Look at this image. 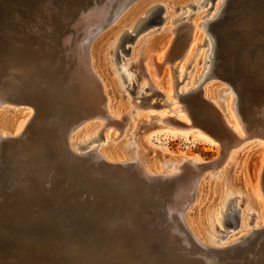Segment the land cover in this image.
Instances as JSON below:
<instances>
[{
  "label": "bare ground",
  "instance_id": "obj_1",
  "mask_svg": "<svg viewBox=\"0 0 264 264\" xmlns=\"http://www.w3.org/2000/svg\"><path fill=\"white\" fill-rule=\"evenodd\" d=\"M209 1L207 8L208 0H83L78 8L72 1L45 0L32 5L27 14L13 12L19 29H7L10 38L3 49L7 71L0 79V264H264V152L251 195L228 167L232 153L245 141L264 142V105L251 104L243 110L240 85L221 65L227 47L218 36L227 12L256 0ZM189 6L196 7L194 14L179 13ZM257 43L264 47L263 40L253 41ZM123 44L132 48L121 50L129 58V68L121 75L127 85L136 81V87L130 91L133 99L115 107L117 82L114 77L106 82L101 70L105 71L104 52L115 51V59H122L116 50ZM203 46L206 49L199 50ZM18 47H25L26 62L34 56L27 63L34 64V84L28 82L27 67L21 69L10 55ZM248 52L244 56L248 60L242 58L237 65L239 74L248 67L258 68L261 60L264 67V53L252 59ZM167 64L170 86L161 94L155 78ZM43 65L51 70L45 87L54 89L62 104L56 113L61 111L65 119L50 129L58 149L77 165H86V171L100 165L117 169L124 178L121 187L132 192L141 185L149 194L147 203L141 190V195L128 196V207L103 212L85 205L73 212L52 210L41 201L39 188L50 184L56 166L43 155L44 130L27 138L37 105L27 96L41 88L37 76L41 77ZM229 65L232 68L231 61ZM56 69L61 71L60 79ZM214 96L223 99V108ZM156 129L183 139L192 134L205 143L219 142L222 154L207 163L196 156L151 155L145 141ZM111 141L118 143L110 145ZM127 178L138 184L125 182ZM53 181L52 191L66 184ZM157 184L171 188L161 196L152 190ZM223 184L227 193L215 201L212 195ZM209 219L216 232L210 229L206 234ZM220 221L222 227L217 228ZM43 247L56 248L57 253L35 256Z\"/></svg>",
  "mask_w": 264,
  "mask_h": 264
},
{
  "label": "rangeland",
  "instance_id": "obj_2",
  "mask_svg": "<svg viewBox=\"0 0 264 264\" xmlns=\"http://www.w3.org/2000/svg\"><path fill=\"white\" fill-rule=\"evenodd\" d=\"M43 1H45V0H41V3ZM254 3L252 4L248 1H245L244 3L239 5V7H235L234 10L231 9L229 12H227L219 24L220 29H219V33H218L219 34L218 36L221 38V40L225 42V43L223 42V45L225 47H227L226 50H224L223 58L221 60V65L227 66V70L231 74V75L230 74L229 75L232 78H235L237 83L240 85L241 101H242L243 110H244V108H247L251 104L255 105L256 107L260 106L261 104L264 105V67L262 65H260L262 60L257 62V66L259 65V67H258L259 69L248 67V69L246 70V73L243 74L244 76L241 73L239 74V70L237 68V65H239L240 62L246 57L248 50L250 52L251 58L252 57L256 58L257 54H259V56H261V55L263 56L262 53H264V51H263L264 47L261 48L258 45V43L256 45L255 44L253 45L254 40H258V42H259V40H261V41L263 40V42H264V37L262 36V34L264 33V30H262V29H264V6H263L264 4H262L260 0H256V2H254ZM211 4H212V2H210L208 0V4L206 7L208 8V5L210 6ZM257 4H258V6H257ZM255 7L257 10L255 9ZM207 8H205V9H207ZM248 9H251V12L248 11ZM195 10H196V7L189 6V8L183 9L179 13L186 11L187 13H191V15H192L196 12ZM199 11H201V10H199ZM239 11H242L243 14L239 13ZM239 23H241V24L239 25ZM241 27H242V29H241ZM158 28H160V27H158ZM237 30H239V31H237ZM149 31L152 32L153 30H149ZM236 31H237V33H236ZM261 32H262V34H261ZM159 34H160V32L158 31L157 34L154 35V37H156V35H159ZM143 35H148V31L146 33H143ZM252 39H254V40H252ZM249 43H250V45H249ZM131 45L130 44H123L122 47H119L116 50L117 54L119 56H121V58L123 57L122 59H120V58L115 59V56H114L115 51L107 52V53L104 52V55H105V60H104L105 61V67H104L105 71L101 70V73L104 77L103 79L106 82H108V79L110 80L111 77H114L116 82H117L118 90L115 92L116 98L113 102L115 107H117L120 104V102H121V104H124L128 101V99L134 98L133 94L130 91L135 89L136 81H134L131 86L127 85V82L125 81L124 76L121 75L122 69L129 68V63H127V61H129V58H128V56H124L123 54H121V50L124 47L131 49L132 48ZM251 46L254 47V52L252 51ZM0 47L2 49H4L5 44L0 43ZM249 48H251V50ZM256 48H258V50H256ZM30 49L32 50V48H30ZM201 49L205 50L206 47L204 48V46H203L199 50H201ZM30 56L31 57L28 58L29 61H31L34 57L33 54ZM263 58H264V56H263ZM35 59H37V58L35 57ZM252 59H254V58H252ZM25 60H27V59L25 57H23V55H20L17 58L15 57L14 61L23 70L26 69V67H27V69L25 70V73L30 75V79L28 82L31 84H34L36 81V72H35L36 70L34 68H32V67H34V64L32 65V62H30L31 64H27V63H29V61L26 62ZM38 60H40V61H37L36 65L40 64L41 58ZM228 60H230L232 62V64H233L232 68L229 65L230 61H228ZM245 60H248V57L245 58ZM6 62H8L7 59L1 56L0 57V79L5 75V73L7 71V66H5ZM23 62L26 63V66H24ZM190 67L191 66L189 65L188 68L185 70V73H188L190 71V69H189ZM50 71L51 70L50 69L48 70L46 67H44V65L41 66V69H40V76L41 77L38 78V76H37V80L39 79V81L42 83V84H38L41 86V88L37 92H32L29 96H27V99H29L32 103L37 104L35 112H34L33 117H32V120L30 121L31 123H29L27 125L28 129H29L28 130L29 134L27 135V138H33V136H36L35 134L37 132L40 133V131H42V130L55 128L56 125L58 124V122L60 121L59 120L60 118H63V120L65 121L64 116L61 117L62 116V114L60 113L61 111H59L58 114L56 113V109H58V107H60L62 104L60 105L59 104L60 101L56 98V96H54V93H53L54 89L53 88L49 89V88L45 87L47 85V83L51 80V78H49L51 75ZM53 71L58 73L57 75L60 79L61 71H58V69L53 70ZM162 71L163 72L161 73V75L158 78H155V80L158 81V86L160 88L159 90H160L161 94H164L167 92V90L169 89V86H170L171 65L170 64L164 65ZM131 72H133V71H131ZM253 75H254V77H253ZM219 84H221L223 87H225L221 82ZM59 86H61V88L63 89L62 81H60ZM123 87H124V90H122ZM108 92L112 93V90H110ZM246 92H248V93H246ZM225 95H227V93H225L224 96ZM109 96H110V94H109ZM214 99H215V101L218 102V104L222 108L224 107V104L222 102L223 99L220 96L219 97L214 96ZM154 100L155 101L153 103H155L158 100V98L156 97ZM257 100H258V102H257ZM37 101H38V103H37ZM162 103H163V101L160 99V104H162ZM195 105H196V102H195ZM197 106L195 108V113L193 116L195 120L198 117V111L197 110H199V109ZM44 108H46V109L44 110ZM163 109H168V108H163ZM73 111H74V109H73ZM158 112L159 111H157V113ZM161 112H166V111L161 110ZM5 114H11L12 115L13 113L7 112ZM35 120H37V122H35ZM152 131H155V132H153V134H151L152 132L150 131L151 133H148V134H151V136L148 138V141H145V145H146L145 148L150 152L151 155H156L158 157L164 156L167 159L169 157H173V156L180 157L181 155L196 156L199 159L203 160V163H207L209 161H213L220 154H222V146H221V144H219V142H217L215 144L205 143L202 140H197L194 137V135H192V134H189L186 139H183L182 137H179V136H172L165 131H157V129L152 130ZM138 133H139L138 137L141 139L144 135L143 134V127L142 128L140 127V130ZM41 138L44 141L43 145L46 147V149H44V151H43V155H44V157H46L47 155L49 156V158L51 159L50 161L52 162V166H56L60 162H63V163L66 162L69 165L70 164L73 165L75 168H79V167L80 168H86V165H83L81 167V166L77 165L76 163H74L71 159L66 158L65 152H63L61 149H58V147L56 146L57 144H56L55 140L52 142H49V141H45L46 139L44 137H41ZM99 143L102 144L103 140H100ZM115 143H118V141H116V142L111 141L110 145H114ZM260 143H262L264 145V142H261V141H254V140L253 141L252 140L245 141L240 147H238L237 150H235L232 153V157L230 158V162L228 164V167H229L231 173L234 172L237 175L238 182L241 184L242 189L243 188L246 189V187H247V190L249 191L250 195L256 186V183H257L258 177H259V173L261 171V167L263 166V163H262L263 162L262 161V159H263L262 155L263 154L262 153L264 152V150H263V147L260 146ZM95 144H98V143H95ZM124 153H125L127 158L131 157L130 154H128L126 152V150H124ZM145 158H147V157H144L143 159H145ZM90 165H91V163H89V166ZM113 170L116 171L117 169H113ZM231 173L229 174L230 177H229V175H226V178H228V180L231 178V175H232ZM51 175H53V173H51L50 176ZM123 179L124 178H122V180ZM263 179H264V172H263ZM66 180L67 181H64L66 184L67 183H74V184L78 183V181H76L74 178L73 179L67 178ZM130 180H129V178H127L125 182H128V183L134 182V183L138 184L137 180H133V181L131 180L132 182H129ZM161 185L162 184H157V186H155L152 190L153 191L158 190V191H160L161 196H165L166 195L165 189H168L170 187V185H164V187ZM49 186H50V184H48V183L43 184L44 188H48ZM137 187H139V189L142 191L143 187L141 185L138 184ZM135 188H136V186H135ZM226 190H227V187L225 186V184H223L222 186H219V188L216 190V193L214 195H212V197H215V201H217L219 198H222L227 193ZM142 192H145V191H142ZM228 194H229V192H228ZM229 195H232V194H229ZM148 196H149L148 192H145V196H144V198H142V200L144 199L146 202L147 199L149 198ZM237 201L239 202L240 207L246 209L247 212L250 210L248 208V206H245L242 204V202L240 201V198H238ZM257 202H258V208L262 209V206H261L262 202L259 199H257ZM157 203L159 204V201ZM255 205L256 204H253L254 207H256ZM248 220H249V218L246 219V221H248ZM206 224L208 225L207 227L205 226L206 227L205 228L206 234H209L210 229H212L213 232H216V229H214L215 223H214L213 219H209V221L206 222ZM216 226H217V228L222 227L221 221ZM39 251L36 252L37 254H35V256H37L39 254L38 257H40V258H44L45 256H48L50 253H53V254L57 253L56 248H48V247H43ZM22 252L25 253V255H28L26 250H22Z\"/></svg>",
  "mask_w": 264,
  "mask_h": 264
},
{
  "label": "water",
  "instance_id": "obj_3",
  "mask_svg": "<svg viewBox=\"0 0 264 264\" xmlns=\"http://www.w3.org/2000/svg\"><path fill=\"white\" fill-rule=\"evenodd\" d=\"M50 1H72L75 6L80 8L83 0ZM39 4H41V0H0L1 44L6 45L9 43L8 39L10 37L8 35V28H14L16 30L19 29L18 27H15L17 18L15 17L13 12L17 11V13L19 14H27L31 11L30 8L32 5ZM3 18H5L6 20H3ZM0 52V57L2 56L7 59V55L1 47ZM24 53L25 47H18L14 48L13 54L10 55L12 56L13 60H15V57L17 58L20 55H23V57L27 59V55H25ZM44 138L46 139L45 141H54L53 133L50 131V129L44 130ZM55 168V173L52 175V180L50 182L51 186H49L48 188H44L42 185L39 188L41 201L44 204H47V207H54L52 210L59 209L69 210V212H73V210L78 209V207H83V205H85L84 208L87 206H94L97 207L100 212H103L105 210L118 209L120 208V206L126 208L128 207V205H126V199H128L129 195H141V193L139 192V187H136V190L132 192H130L131 190L129 188L121 187L120 180L122 179V174L118 171H114L113 169L102 167L101 165L93 171H86L84 168H75L71 164L69 165L66 162H60L56 165ZM71 177L78 181L76 185L74 183H67L66 185H63L62 188L59 189L61 192V196L58 195V193L60 194L59 190L52 191L55 183L53 180H56L59 183H63L67 178L70 179ZM74 186H77V188H74ZM56 221H58L57 223H59L58 218ZM76 224L80 225L81 223L79 221H76Z\"/></svg>",
  "mask_w": 264,
  "mask_h": 264
}]
</instances>
